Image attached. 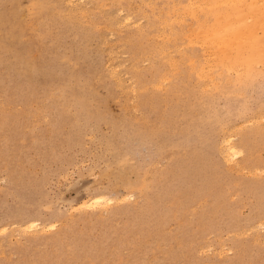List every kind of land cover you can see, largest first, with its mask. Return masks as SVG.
Returning a JSON list of instances; mask_svg holds the SVG:
<instances>
[{"label":"rangeland","instance_id":"374dc122","mask_svg":"<svg viewBox=\"0 0 264 264\" xmlns=\"http://www.w3.org/2000/svg\"><path fill=\"white\" fill-rule=\"evenodd\" d=\"M257 2L0 0V264H264Z\"/></svg>","mask_w":264,"mask_h":264},{"label":"bare ground","instance_id":"6f19581e","mask_svg":"<svg viewBox=\"0 0 264 264\" xmlns=\"http://www.w3.org/2000/svg\"><path fill=\"white\" fill-rule=\"evenodd\" d=\"M264 0H262V1H260L259 0V2H257V4H256V10H255V15L253 16L254 18H257V21H255L253 24H251L252 26L250 27L251 28V33L252 34H254V35H259V33L261 32V38H257V37H252V39H251V43L249 44L250 45V47H249V52H248V54H249V56L250 57H252L254 60H260V61H264V2H263ZM228 2V1H227ZM262 2V3H261ZM200 3V2H199ZM71 4V3H70ZM247 4V3H246ZM245 4V6H247ZM254 4H255V2H254ZM196 5V4H195ZM192 6H193V4H192ZM221 6V5H220ZM246 9H245V7L244 8H242V12H243V14L245 15V13H246V11H245ZM120 13V12H119ZM120 14H122V13H120ZM248 15V14H247ZM120 16V15H119ZM241 16H242V14H241ZM256 16V17H255ZM253 17H251V18H253ZM132 18V17H131ZM131 18H129L128 17V19L130 20ZM235 18V17H234ZM127 19V18H126ZM128 19L127 20H125V22L126 21H128ZM250 19V18H249ZM253 20V19H252ZM232 21V20H231ZM244 21V19L243 20H241L240 22H243ZM246 21H247V19H246ZM122 22V21H121ZM124 22V21H123ZM127 23V22H126ZM141 23V22H140ZM138 24V23H137ZM123 25V24H122ZM218 29V28H217ZM247 30V27H246V29H245V27H244V29H243V35L244 34H248L249 32L248 31H246ZM213 34V33H212ZM203 36V35H202ZM241 36V35H240ZM243 37V36H242ZM236 43V42H235ZM243 43V42H242ZM183 48V47H182ZM247 48V47H246ZM228 50V49H227ZM230 54H231V52H230ZM220 55V54H219ZM235 55V54H234ZM234 55H233V57H234ZM229 57H230V55H229ZM214 58V57H213ZM116 70V69H115ZM234 71H236V69L234 70ZM117 72V71H116ZM115 73V72H114ZM117 74V73H116ZM248 82V81H247ZM133 92V91H132ZM252 124V123H251ZM250 125V124H249ZM235 128V127H234ZM237 128V127H236ZM240 129V128H239ZM232 136V135H231ZM229 138V137H228ZM227 138V139H228ZM227 141V140H226ZM225 142V141H224ZM227 143V142H226ZM225 144V143H224ZM221 145H222V143H221ZM224 153L226 154L227 153V155L228 154H230V153H232L233 155H234V157L236 156V155H238V152L236 151V149H235V147L233 146V145H229L228 147H227V149H226V152L224 151ZM241 154V153H240ZM239 154V155H240ZM241 156V155H240ZM223 157H226V156H223ZM230 157V156H229ZM237 157V156H236ZM235 157V158H236ZM231 158V157H230ZM226 159V158H225ZM224 159V160H225ZM229 159V158H228ZM227 160V159H226ZM225 160V161H226ZM232 159H230V160H228V161H226V163L227 162H230ZM232 162V161H231ZM258 171V170H257ZM259 172V171H258ZM264 172V171H263ZM107 198V197H106ZM104 201V197H95V198H93V199H91L90 201H88V202H86L85 204H89V206L90 207H95L94 206V204H96V206H98L97 204H102V202ZM105 201H108V200H105ZM104 201V202H105ZM114 201V200H113ZM103 202V203H104ZM113 203V202H112ZM83 205H84V203H82ZM90 204H92V205H90ZM107 204H108V202H107ZM83 205H80V207L82 206L83 207ZM106 206V203L105 204H102L101 206L102 207H104V206ZM86 206V205H85ZM88 206V207H89ZM100 206V207H101ZM107 206H109V205H107ZM106 206V207H107ZM30 223V226H29V224H28V227L31 229V226L32 227H34V229L35 228H39V223H37V222H35V221H33V222H29ZM27 226V225H26ZM25 226V227H26ZM24 227V226H23ZM50 227V226H49ZM28 228V229H29ZM52 228H54V227H52ZM22 229V228H21ZM26 229H27V227H26ZM33 229V228H32ZM40 229H41V227H40ZM43 229V228H42ZM25 230V229H24ZM21 231H23V229L21 230ZM41 232V231H40Z\"/></svg>","mask_w":264,"mask_h":264}]
</instances>
